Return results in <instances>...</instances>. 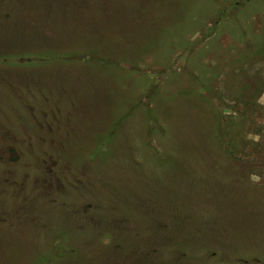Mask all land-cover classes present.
I'll list each match as a JSON object with an SVG mask.
<instances>
[{"label":"rangeland","instance_id":"1","mask_svg":"<svg viewBox=\"0 0 264 264\" xmlns=\"http://www.w3.org/2000/svg\"><path fill=\"white\" fill-rule=\"evenodd\" d=\"M44 257L264 264V0H0V264Z\"/></svg>","mask_w":264,"mask_h":264},{"label":"trees","instance_id":"2","mask_svg":"<svg viewBox=\"0 0 264 264\" xmlns=\"http://www.w3.org/2000/svg\"><path fill=\"white\" fill-rule=\"evenodd\" d=\"M148 127L150 128V130H151V132H153L154 131V128H156L155 126H154V121L149 117L148 118ZM219 132H221L222 133V129L220 128V130H219ZM223 134V133H222ZM58 251H59V249L56 247L55 248V251H53V253H52V255H51V257L53 258L57 253H58ZM51 259H49L48 257H44V258H42L40 261H39V263L38 264H48L49 263V261H50Z\"/></svg>","mask_w":264,"mask_h":264}]
</instances>
